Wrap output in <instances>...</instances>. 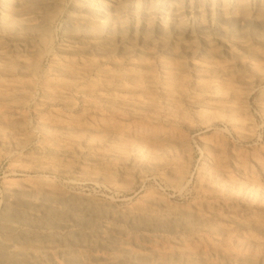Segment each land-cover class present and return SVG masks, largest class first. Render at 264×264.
Listing matches in <instances>:
<instances>
[{
    "label": "bare ground",
    "instance_id": "bare-ground-1",
    "mask_svg": "<svg viewBox=\"0 0 264 264\" xmlns=\"http://www.w3.org/2000/svg\"><path fill=\"white\" fill-rule=\"evenodd\" d=\"M83 1L69 20L90 33L56 44L52 13L22 9L0 16V160L12 159L9 171L16 177L0 180V264H262L263 160L249 163L234 154L229 170L217 148L204 147V178L196 187L203 199L178 207L154 192L127 199L118 181L120 167L129 165L136 183L154 176L183 197L188 168L176 160L187 150L174 127L185 120L181 101L191 94L201 120L212 111L230 119L243 115V125L252 128L244 108L253 88L247 74L235 76L213 55L186 62L215 52L209 42L127 46L124 13L131 12L135 32L141 25L154 28L151 9L138 17L141 0ZM20 3L23 8L28 0ZM108 3L114 15L103 18ZM158 27L177 35L182 29L170 19ZM236 45L239 52H258L253 56L264 63V40L256 50L243 41ZM163 52L170 57L159 59ZM220 52L234 50L226 45ZM252 67L249 72L262 79L264 69ZM78 96L99 119L85 110L62 113L76 110ZM35 100L39 113L59 108L36 119L28 133L22 111ZM35 136L43 140L28 152ZM105 141L107 148L98 150ZM105 160L109 167H102ZM33 170L70 178L69 187ZM88 183L117 199L77 190Z\"/></svg>",
    "mask_w": 264,
    "mask_h": 264
},
{
    "label": "rangeland",
    "instance_id": "rangeland-1",
    "mask_svg": "<svg viewBox=\"0 0 264 264\" xmlns=\"http://www.w3.org/2000/svg\"><path fill=\"white\" fill-rule=\"evenodd\" d=\"M21 1L0 0V16L15 15L22 9L39 11L42 14L52 13L50 38L53 44L69 40L76 34L90 33L89 29L69 20L70 15L84 8L83 0H28V4L24 5L23 8ZM139 8L137 13L140 20H143L147 15L145 12H150L151 9L152 13H148V19L154 22V28L145 30L141 25L139 31L135 32L131 24V12L124 13L122 20L127 23V30H125V34L128 36L127 46L133 43H137L139 46H156L162 42H166L170 46H180V44H190L193 40L194 46L201 47L205 42H209L215 52H201L202 54L197 57L187 58L186 62L192 64L202 61L204 58H210L212 55L217 56L215 61L218 65L231 67L228 69H231L235 76H238L237 73L239 72L247 74L244 78L253 87L252 93L244 103L246 114L253 124L252 128L243 125L242 119L244 118L241 114L242 117L236 116L234 119H230L212 111L213 115H208L204 120H201L195 112L196 107L190 102L191 94H188L181 101L185 120L176 122L174 127L177 131L178 140L183 144V149L187 150L184 155L181 152L176 160V163L183 164L188 168L187 186L183 197L154 176L148 177L143 183H136L131 166L120 167L121 175L118 181L127 190V199L138 200L150 192H154L164 196L168 205L173 207L194 201L199 202L203 199V195L202 192L197 191L196 187L204 178L203 166L207 161L204 147L217 148L215 155L223 159L225 167L229 170L230 159L234 154H238L241 159L249 163L264 161V113L262 112V107H264V76L259 80L252 72H249L252 66L264 69V63L253 56L258 52H239L240 49L236 45L239 41H243L252 50L261 49V41L264 40V0H141ZM103 13V18L114 15L111 3L104 7ZM83 14L85 13L83 12ZM166 19L178 21L182 27L180 35H177L173 29H168L164 33L158 27V23ZM145 37H149V41L144 42L143 38ZM226 45H230L234 52H220L225 50ZM169 57L167 52H163L159 59ZM49 64L50 62L46 58L41 62L44 69H47ZM185 73L187 78H191L192 74L189 70H186ZM35 96L36 99H40V94ZM75 101L77 108L74 112L61 110L66 117L85 110L89 112L92 119H99V113L87 108L83 97L78 96ZM36 102L37 100L22 111L23 119L27 125L25 129L28 133L31 132V124L36 119L47 114L49 110L59 108L55 106L56 108H50L39 113L35 108ZM42 140V137L35 136L33 140L27 142L26 150L30 152L34 145ZM107 144L108 141H105L97 149L105 150ZM11 161L12 159L8 157L0 160V180L4 177L16 178L9 171ZM25 163L32 165L29 161ZM102 167H109V161L105 160ZM40 174L51 176L58 184L69 187L67 181L71 180L70 178L42 170L40 172L33 170L31 173L33 176ZM17 178L20 177L17 176ZM206 185H212V183L205 180ZM77 190L100 198L109 193L104 187L92 183L78 187ZM109 194L117 199L116 193L110 192ZM117 204L123 205L122 202ZM262 215L264 217V212ZM262 239H264L263 235ZM262 264H264V250H262Z\"/></svg>",
    "mask_w": 264,
    "mask_h": 264
}]
</instances>
